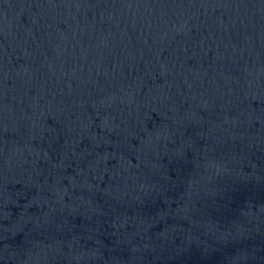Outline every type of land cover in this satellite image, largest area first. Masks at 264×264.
I'll list each match as a JSON object with an SVG mask.
<instances>
[{"label":"water","instance_id":"1","mask_svg":"<svg viewBox=\"0 0 264 264\" xmlns=\"http://www.w3.org/2000/svg\"><path fill=\"white\" fill-rule=\"evenodd\" d=\"M0 264H264V0H0Z\"/></svg>","mask_w":264,"mask_h":264}]
</instances>
